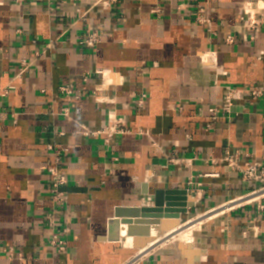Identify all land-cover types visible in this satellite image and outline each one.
Wrapping results in <instances>:
<instances>
[{
	"label": "crops",
	"instance_id": "1",
	"mask_svg": "<svg viewBox=\"0 0 264 264\" xmlns=\"http://www.w3.org/2000/svg\"><path fill=\"white\" fill-rule=\"evenodd\" d=\"M104 2L50 13L45 0H0V87L19 76L0 97V264H189L177 244L140 256L108 239L116 208L152 207L156 189L187 190L194 206L180 220L203 219L190 264H264L263 193L239 198L256 186L221 162L227 151L264 161V98L242 93L231 113L210 111L228 88L264 83V0H208V26L194 21L205 0ZM245 9L263 16L257 33L242 27ZM88 28L95 49L73 44ZM71 82L74 94L61 93ZM115 121L131 131L106 142ZM55 150L63 206L49 191ZM63 228L59 251L51 241Z\"/></svg>",
	"mask_w": 264,
	"mask_h": 264
},
{
	"label": "built area",
	"instance_id": "2",
	"mask_svg": "<svg viewBox=\"0 0 264 264\" xmlns=\"http://www.w3.org/2000/svg\"><path fill=\"white\" fill-rule=\"evenodd\" d=\"M19 4L23 2V0H15ZM47 3V9L48 12L54 13L62 8L64 4L72 3L76 0H45ZM116 0H105L106 5H111V3L115 2ZM203 4L198 8V12L194 17V21L200 25H210V17H209V11H208V4ZM104 2V3H105ZM107 7V6H106ZM78 15V19L84 18L86 13H79L76 11ZM242 27L244 29H250L253 33H257L260 30V25L263 22V16L258 18L254 12H251L249 10H244V15L241 17ZM68 26H74L73 23L68 24ZM254 38V37H253ZM228 42H233V37L229 36L227 38ZM100 42V36L96 30L88 28L85 32V34L79 38L77 41H75L76 45H79L81 47L89 48V49H95L97 45ZM49 49L54 48V42H50L48 45ZM98 73H104V71H98ZM19 76L15 77L14 80H12L9 84H6L4 86L0 87V97H6L16 89V82ZM84 80L86 81L87 78L84 77ZM59 90L61 93L66 94L68 96H72L74 94V84L68 83L65 85H62L59 87ZM242 93H247L248 96L253 101H259L264 98V83H258L254 84L251 87H248L246 89L242 88H228V93L225 95L223 99V103L221 108H212L210 111L212 113H217L219 110L224 111L226 113H231L232 107L234 106L235 100L237 99L235 95H240ZM148 98V94L143 92L139 94V96L136 99V104L138 109L143 110L145 108L146 100ZM67 111V110H66ZM67 115V114H66ZM0 119H2V114H0ZM213 119H216V116L213 117ZM122 121H115V125L113 128H106L104 129L103 133L107 135L106 142L113 137L114 134H122V133H129L131 130L127 128H121L119 124H121ZM87 133V132H86ZM89 134H95L93 132ZM61 151L55 150L54 151V159L48 164L47 170L50 176V188L49 191L51 193L52 202L54 206H63L67 203L68 200V194L66 191H64L63 187L67 183L66 176H64L60 172V166L62 164V157H61ZM222 163H225L227 166V169L231 172H236L240 175L241 179L245 182L253 183L255 189L248 193V195L241 196L246 197L255 193H263L261 194L264 198V161L261 160H247L242 162L240 160L239 153L237 152H230L227 151L224 155V157L221 160ZM200 194V193H198ZM237 198V199H239ZM233 199V200H237ZM231 200V201H233ZM256 199L250 200V203L254 202ZM230 201V202H231ZM259 209L264 210V203H259ZM48 220L50 223L54 222L55 214L51 211L47 215ZM67 233H69L68 228H63L57 231L55 235H53L52 238V244L58 248L59 251H65L67 248V240L66 236Z\"/></svg>",
	"mask_w": 264,
	"mask_h": 264
},
{
	"label": "water",
	"instance_id": "3",
	"mask_svg": "<svg viewBox=\"0 0 264 264\" xmlns=\"http://www.w3.org/2000/svg\"><path fill=\"white\" fill-rule=\"evenodd\" d=\"M188 191L185 189H156L153 196L152 207L136 206V207H117L114 218L110 220L108 227V239L118 241L120 238V224L131 225V229H135L136 225H159L161 229L169 230L174 227L172 223H167L165 219L173 218L181 221V216L188 213V208H192L194 204L187 203ZM135 218V219H131ZM134 227V228H133ZM172 234V233H171ZM169 236V235H168ZM145 239V238H144ZM182 254L192 262V254L199 255L198 251L184 250L181 244H177ZM188 255V256H187Z\"/></svg>",
	"mask_w": 264,
	"mask_h": 264
},
{
	"label": "bare ground",
	"instance_id": "4",
	"mask_svg": "<svg viewBox=\"0 0 264 264\" xmlns=\"http://www.w3.org/2000/svg\"><path fill=\"white\" fill-rule=\"evenodd\" d=\"M256 196H258L257 193L252 195V197H256ZM249 198H251V196H248L245 199H249ZM245 199H241V202ZM236 203H239V200H237ZM206 217L211 218L213 217V214L207 215ZM202 220L203 219H199L196 221L195 219H190L184 223L182 221H178L175 219H167L165 221L167 223H172L174 227H172V229H169L167 231L164 230V234H162L163 232L161 234L160 233L155 234L151 232L150 224L136 225L135 229L133 230L131 229L132 228L131 225H127L124 223L122 225V228H120L121 235H120L119 241L127 247H136L137 245L138 246L141 245L143 247V250L141 249L143 253L146 252V250L149 248L148 246H154V248L152 249L154 250L156 247L158 248L164 247L167 245H171L174 242H178L179 244H181L184 250H187V249L195 250L193 230L202 229L203 227V224H202L203 222H201ZM183 233L184 235L183 237H181L180 235H182ZM143 253H141L140 256L149 254L147 252L146 254H143ZM182 256H184V254Z\"/></svg>",
	"mask_w": 264,
	"mask_h": 264
},
{
	"label": "rangeland",
	"instance_id": "5",
	"mask_svg": "<svg viewBox=\"0 0 264 264\" xmlns=\"http://www.w3.org/2000/svg\"><path fill=\"white\" fill-rule=\"evenodd\" d=\"M239 202H240V200H239ZM174 234H175V233H174ZM193 234H194V233H193ZM183 235H184V233H183L182 235H180V236L183 237ZM195 241H196V239H195ZM163 243H164V242H163ZM173 244H178V242H174ZM140 246H141V245H139V246L137 245L136 247H137V248L139 247V250H140V249L143 250V247H142V246L140 247ZM161 246H163V245H161ZM148 247H149V248L146 250V252L150 254V253L152 252V249L154 248V246H148ZM146 252H144V253L142 252V253H143V254H146Z\"/></svg>",
	"mask_w": 264,
	"mask_h": 264
}]
</instances>
